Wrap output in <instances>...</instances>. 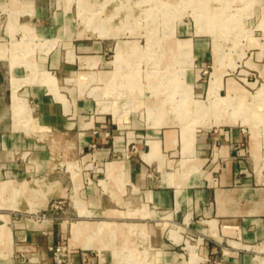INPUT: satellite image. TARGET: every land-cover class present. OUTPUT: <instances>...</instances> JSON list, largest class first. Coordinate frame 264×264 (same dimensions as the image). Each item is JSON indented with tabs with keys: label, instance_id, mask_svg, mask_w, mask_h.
<instances>
[{
	"label": "crops",
	"instance_id": "0c3cea01",
	"mask_svg": "<svg viewBox=\"0 0 264 264\" xmlns=\"http://www.w3.org/2000/svg\"><path fill=\"white\" fill-rule=\"evenodd\" d=\"M71 26L66 9L59 0H0V208L18 209L21 200L14 195L26 187L32 188L27 185L25 163L21 159L27 151L34 152L25 149L26 136L35 139L39 136L33 133L34 129L26 132L16 122L12 108V79L24 77L30 70L13 59L16 57L15 48H21L16 45L14 50L10 48L13 38L22 40L25 32L31 30L34 40L43 39L45 42L41 47L33 45L26 54L38 67L55 76L60 97L46 82L37 80L19 84L14 93L32 107L35 126H44L45 132L53 129L68 134L75 128V140L83 147L81 163L75 162L80 179L76 194L84 202L86 208L82 207L83 211L88 213L91 210L89 214H82L73 205L76 214L123 213L124 209L137 208L145 202L152 213L144 218L155 219V226L149 223L147 230L150 238L159 245L157 252L161 263L187 264L185 245L191 243L194 244L189 246L192 256L209 254L229 263L264 264V139L259 137L260 142L255 143L249 134L244 138L241 128L232 125L235 123L197 127L191 141L194 168L184 174L180 159L185 155L181 150L179 128L159 129L163 124L147 125L143 121L149 128L142 133L131 135L128 132L132 130L128 129L123 134L113 126L108 133L105 113L111 112L99 110L95 98L89 94L80 95L71 85L75 82L68 79L76 77L79 72L93 71L100 76L96 84H102L115 70L110 62L113 54L108 59L103 56L108 48L107 42L102 40L104 37L76 36L72 34ZM189 42L191 58L203 62L209 43L200 37H189ZM115 43L112 42V49ZM81 56H91L95 63L85 64ZM107 63H110L108 68L105 67ZM193 74L194 80L198 73ZM221 82L219 92L221 88L225 92L228 88L229 92L241 93L228 77L221 76ZM201 92L200 87L193 86L192 82L191 93L198 97ZM14 102L18 105L21 101ZM101 107L108 106L103 104ZM123 121L121 117L122 124ZM149 123L154 124V121ZM168 135L174 136L173 144H169ZM147 141L153 142L155 148L143 156L140 151L148 150ZM128 143L133 146L131 149L127 148ZM31 144L34 146L35 142ZM100 179L104 180L103 185ZM69 180L72 193L71 174ZM51 186L49 182L45 188H38L39 191L48 189L44 204L38 207L46 205ZM125 189L137 193L138 205H127L122 209L114 206L119 201H127L122 197ZM39 191L37 199L26 200L28 207L30 201L35 207L39 204ZM115 191L119 193L118 199L112 195ZM56 192L61 193L59 189ZM0 215L6 218L5 224L11 233L10 244L0 243V264H60L48 263L45 249L49 241L61 235L59 225L50 218L42 221L24 216L9 218V213L2 210ZM79 219L113 221L108 218ZM3 222L0 217V223ZM87 226V223L79 224L81 229ZM169 226L179 232V239L177 233L174 239L167 233ZM13 251H22L25 258L11 257ZM69 257L72 264H113L112 258H115L111 249H102L100 253L95 251L93 255L84 250H73ZM199 260L192 259L193 262L188 264H198Z\"/></svg>",
	"mask_w": 264,
	"mask_h": 264
},
{
	"label": "rangeland",
	"instance_id": "374dc122",
	"mask_svg": "<svg viewBox=\"0 0 264 264\" xmlns=\"http://www.w3.org/2000/svg\"><path fill=\"white\" fill-rule=\"evenodd\" d=\"M59 3L66 9L72 34L104 37L101 39L107 42L108 48L103 56L108 59L113 54L110 62L115 70L102 84H96L100 76L93 71L86 74L79 72L76 77L68 79L75 82L71 85L76 87L74 89L80 95H92L99 110L111 112L112 116L109 112L105 113V129L108 133L112 126L123 134L128 129L132 130L128 132L131 135L142 133L149 128L143 121L147 125L163 124L159 129L179 128L181 150L185 155L180 159L184 174L194 168L191 141L197 127L235 123L232 125L241 128L244 138L249 134L255 143L260 142L259 137L264 139V0H59ZM24 35L29 38H13L10 43L12 50L15 45L21 48H15L14 61L22 62L30 70L26 76L12 79V108L16 122L26 132H33L34 129L33 133L39 139L26 136L25 149L34 152L27 151L21 159L25 163L24 177L27 185L32 188L26 187L14 195L21 200L18 209L0 210L7 211L9 218L24 216L35 221L50 218L59 225L61 235L46 244L48 263L72 264L69 253L73 250H84L93 255L95 251L100 253L102 249H111L115 256L112 258L113 264H165L161 263L157 252L159 245L150 238L147 230L149 223L153 225L155 219L144 218L152 213L145 202L137 208H126L123 213L118 211L91 216L76 214L74 206L82 214H89L91 210L88 213L83 211L84 202L76 194L80 182L76 163H81L83 147L75 140V128L68 134L53 129L45 132L44 126H35V111L32 107L14 93L19 84L37 80L46 82L51 91L60 97L55 76L38 67L26 54L33 45L41 47L45 41L34 40L31 30ZM189 37H200L209 43L203 62L191 58ZM113 41L116 43L112 49ZM81 57L85 64L95 63L91 56ZM109 66L110 63L105 64V67ZM194 72L198 74L193 80ZM221 76L231 79L241 93L229 92L228 88L226 92L221 88L220 93L218 88L222 84ZM192 82L193 86L198 85L202 91L198 97L191 93ZM3 83L6 84V80ZM15 100L21 101L20 104H15ZM103 104L108 107L102 108ZM232 113L234 121H228V114ZM121 117L122 121L125 120L124 124L120 122ZM150 120L154 124L149 123ZM217 120L222 122L217 123ZM168 140L169 144H173L174 136L168 135ZM32 141L35 142L34 146ZM130 143L128 149L133 147ZM262 144L264 146V140ZM152 151L149 150V154ZM70 174L74 182L72 193L69 189ZM103 181L100 179L101 185ZM49 182L52 183L49 199L45 206L38 207L44 204L43 199L48 191L39 189L45 188ZM58 189L60 195L56 194L59 193L56 192ZM38 191V208L33 201H30L28 207L26 200L37 199ZM124 192L122 197L127 201H119L114 206L122 209L127 205L139 204L137 193L127 189ZM112 195L119 198L116 191ZM0 217L4 221L0 223V243L10 244L11 233L5 224L6 218L3 215ZM79 218H108L113 221ZM80 223H87L88 226L81 229ZM167 233L173 239L177 233L180 238L179 232L170 226ZM54 245L59 246L56 252H53ZM174 245L179 246L181 243ZM191 245L194 244L185 245L187 264L195 258L200 259L198 264L212 263L211 258L214 256L209 254L202 256L196 253L192 256ZM10 256L25 258L22 251H13ZM206 256L208 260H204Z\"/></svg>",
	"mask_w": 264,
	"mask_h": 264
},
{
	"label": "bare ground",
	"instance_id": "6f19581e",
	"mask_svg": "<svg viewBox=\"0 0 264 264\" xmlns=\"http://www.w3.org/2000/svg\"><path fill=\"white\" fill-rule=\"evenodd\" d=\"M197 6V5H196ZM223 17V16H222ZM201 18V17H200ZM207 18V17H206ZM168 48V47H167ZM170 48V47H169ZM168 53V52H167ZM171 54V53H170ZM166 79V78H165ZM167 82V81H166ZM141 88V87H140ZM178 88V87H177ZM228 97V96H227ZM226 97V98H227ZM233 98V97H232ZM228 99V98H227ZM214 100V99H213ZM223 100V99H222ZM225 101V100H224ZM212 103V102H211ZM213 104V103H212ZM222 104V103H221ZM149 107V106H148ZM212 107V106H211ZM200 108V107H199ZM202 108V107H201ZM200 108V109H201ZM222 108V107H221ZM206 110V109H205ZM214 110V109H213ZM220 110V109H219ZM241 110V109H240ZM201 111H203L202 109H201ZM232 111H234V110H232ZM186 113V112H185ZM180 115H182V114H180ZM187 116H189V115H187ZM164 119V118H163ZM227 119H228V121H234L233 119H234V115H233V113L232 114H228V117H227ZM220 120H217L216 122L217 123H220V122H222V121H220ZM206 125H209L208 123L206 124ZM187 137V136H186ZM183 138V137H182ZM139 141V140H138ZM147 145H148V150H146L145 152H143V151H140L141 152V154H143V156H147V155H149V150H154V147L153 146H155L154 145V143L153 142H149V141H147V143H146ZM153 148V149H152Z\"/></svg>",
	"mask_w": 264,
	"mask_h": 264
},
{
	"label": "built area",
	"instance_id": "2783aa9c",
	"mask_svg": "<svg viewBox=\"0 0 264 264\" xmlns=\"http://www.w3.org/2000/svg\"><path fill=\"white\" fill-rule=\"evenodd\" d=\"M49 247H51L50 245H49ZM59 249V246L58 245H54V250H53V252L55 251L56 252V250H58ZM209 259V257H205L204 258V260H208ZM211 264H228L227 262H222L221 261V259H216V257L214 258V257H212L211 258ZM230 264H234V263H230Z\"/></svg>",
	"mask_w": 264,
	"mask_h": 264
}]
</instances>
